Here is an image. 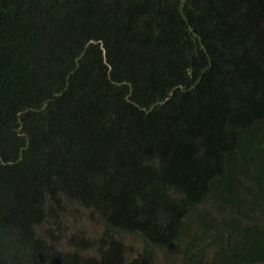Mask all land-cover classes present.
Returning <instances> with one entry per match:
<instances>
[{
  "label": "trees",
  "instance_id": "1",
  "mask_svg": "<svg viewBox=\"0 0 264 264\" xmlns=\"http://www.w3.org/2000/svg\"><path fill=\"white\" fill-rule=\"evenodd\" d=\"M167 263L264 264V0H0V264Z\"/></svg>",
  "mask_w": 264,
  "mask_h": 264
},
{
  "label": "rangeland",
  "instance_id": "2",
  "mask_svg": "<svg viewBox=\"0 0 264 264\" xmlns=\"http://www.w3.org/2000/svg\"><path fill=\"white\" fill-rule=\"evenodd\" d=\"M73 220H72V217H70L69 219H68V222H67V224H68V226H73ZM84 223H88V220H84ZM97 229V228H96ZM136 247L138 248V249H133V253L134 254H136V252L139 250V247L136 245ZM135 247V248H136ZM168 264V263H167Z\"/></svg>",
  "mask_w": 264,
  "mask_h": 264
}]
</instances>
